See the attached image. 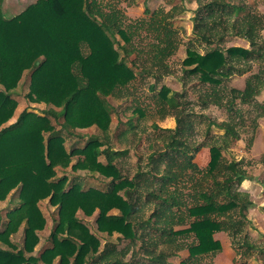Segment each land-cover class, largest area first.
Segmentation results:
<instances>
[{
	"label": "trees",
	"instance_id": "1",
	"mask_svg": "<svg viewBox=\"0 0 264 264\" xmlns=\"http://www.w3.org/2000/svg\"><path fill=\"white\" fill-rule=\"evenodd\" d=\"M113 1L37 0L6 17L0 0V200H17L0 214V264H53L57 258L58 264H174L169 258L183 249L189 255L180 264H196L222 249L215 238L220 231L233 238L238 253L251 254L260 247L244 232L248 218L243 210L252 201L238 186L251 176L238 160L224 155L241 138L237 124L209 119L206 138L212 126L224 132L210 142L194 144L190 140L193 119L185 120L179 111L178 91L162 86L157 93L159 104L172 110L166 114L176 116L177 125L167 129L172 133L163 142L166 149L151 153L147 167L138 165L134 175L125 174L117 160L127 149L116 148L101 136H86L93 127L109 131L116 112L107 96H120L139 76L159 79L171 73L166 60L178 47L172 21L176 13L164 21L152 17L146 27L144 22L125 26ZM146 11L150 12L149 7ZM252 12L231 0L199 5L192 16L193 33L208 48L201 52L192 41L188 43L183 70L208 84L201 95L204 105L216 104L234 113L239 100L255 105L258 115L264 116V103L256 99L264 87V40L259 43L264 21H252ZM241 16L244 21L236 27ZM138 32L151 36L150 66L130 59ZM233 34L249 41L251 47H225L224 39ZM257 58L263 61L259 71L247 78L243 89L232 87L228 92L225 82L232 74L250 72L247 64ZM153 67L163 72H153ZM25 71H30L27 98L46 104V109L42 113L24 109L16 123L5 125L17 111L14 95ZM136 110L143 114L141 108ZM258 115L249 144L255 139ZM67 137L87 140L68 149ZM205 146H209L210 161L201 169L194 158ZM76 155L80 157L73 163ZM69 166L73 174L85 170L108 181L104 187L86 188L81 178L58 175V168ZM183 171L190 172L189 191ZM47 199L58 207V217L53 219L51 246L36 255L38 233L47 223L40 202ZM93 220L95 229L89 225ZM187 221L188 226L177 229ZM22 226L24 241L19 246L12 237ZM102 233L115 236L116 241L106 240L101 248ZM191 234L195 240L189 245L175 242ZM123 241L128 245L119 247ZM136 242H141L144 253L137 260L125 259ZM174 242L171 251L157 249L161 243L172 246ZM242 246L247 249L239 251Z\"/></svg>",
	"mask_w": 264,
	"mask_h": 264
},
{
	"label": "rangeland",
	"instance_id": "2",
	"mask_svg": "<svg viewBox=\"0 0 264 264\" xmlns=\"http://www.w3.org/2000/svg\"><path fill=\"white\" fill-rule=\"evenodd\" d=\"M36 0H3L2 7L4 15L6 17H12L21 11H23L29 4L34 3ZM210 0H147L146 4L144 0H130V1H116L112 2L117 6L119 13L123 18V24L126 26L151 22L152 17H156L159 21L171 18L176 13V17L172 19L174 25V33L177 41V49L175 52L167 58L168 73L159 79L154 76H139L128 88L120 93V96H107L109 102L113 106L114 120L108 132L104 133L100 129L93 127L86 132L92 136H101V139L112 143L114 147L127 149V154L120 157L117 162L122 166V170L125 174L132 176L138 170V165L147 167L150 163V155L154 151L166 149L164 141L172 133L168 131V128H174L177 125L176 116L167 115L170 110L167 107L165 110L159 104V98L157 96L158 91L162 86L170 87L174 91H178V101L180 102L179 111L183 114V118H192L193 126L190 130V140L194 144H200L203 142H210L214 137L221 135L224 130L219 129L216 126H212V131L206 138L205 129L208 126L209 119H213L217 122L229 121L237 124V129L241 131V138L234 140L230 145V148L224 151V155L227 159H236L239 161V165L244 169L251 179L243 180L238 184L239 189L249 193L252 204H247L244 208V213L248 218V222L244 227V232L250 237V240L257 243L260 247L248 254L247 256L238 253V250L233 244V238L226 231H220L215 233V238L222 243V249L218 251L214 256H209L199 260L196 264H264V116L258 115L260 110L255 105L242 104L239 100L236 101V111L230 113L226 107H220L216 104L204 105L201 102V95L208 89V84L200 82L195 77L187 76L184 73L183 60L186 57V49L188 43L191 41L193 45L201 52L208 48L207 43L193 33L194 21L192 16L199 5H204ZM232 2L246 5L253 10L252 21L259 19L264 21V0H231ZM144 3V4H143ZM145 7V8H144ZM146 7H149V11H146ZM106 11L108 9L104 8ZM155 15V16H154ZM238 23L236 27H240L243 21L242 16L237 18ZM150 26V25H149ZM147 26V28H149ZM138 31V30H137ZM139 31L141 29L139 28ZM262 42L264 40V30L261 31ZM121 41L123 36L119 35ZM151 36H145L143 34H136L133 40V47H135L134 53L130 56V59H135L139 66H150L151 60L149 54L152 48L150 45ZM225 47L243 46L246 48L251 47V44L246 39L237 35H228L222 43ZM264 44V42L262 43ZM258 48V45L256 46ZM255 48V49H256ZM86 49V48H85ZM87 51V49H86ZM85 51V52H86ZM146 58L148 60H146ZM262 60L257 58L247 64L251 66V71L244 74L235 73L232 74L225 85L229 89L232 87L243 89L248 77L252 73L258 72ZM240 68L244 67L239 65ZM153 72L160 71V69L152 68ZM160 72H163L161 70ZM166 72V71H165ZM157 73V72H156ZM30 71H25L20 86L17 89V93L14 97L18 100V107L15 115L5 124L9 125L16 123L18 116L24 109H36L41 112L46 109L44 103H33L29 101L26 94L29 91ZM156 85V89L152 90L151 86ZM0 89L2 86L0 85ZM259 103H264V87L259 96H257ZM136 108H141L143 114ZM117 112L119 118L117 117ZM258 120V126L255 129V139L252 144H249V138L253 134V121L256 116ZM121 119L122 122L118 120ZM53 123H56V127L59 128V124L55 118L52 117ZM61 120H63L61 118ZM129 122V124L125 123ZM133 125V126H132ZM124 134H123V133ZM123 135V136H122ZM214 136V137H213ZM213 137V139H212ZM87 138L76 139L75 137H67L66 146L68 149L73 144L84 145ZM80 156H73V163ZM194 161L199 168L204 169L207 167L210 161L209 146H205L199 150L196 154ZM179 171V169H178ZM67 173L70 177L75 179L81 178V182L85 187L95 185L104 187L107 179L97 176H91V174L85 170H79L76 174L69 166L66 169L58 168V175ZM187 171L182 172L184 181H187L188 188L191 189V184ZM182 182V185L184 184ZM17 200H13V204H16ZM8 205V200H0V209ZM40 207L46 217L47 223L43 230L39 231L40 241L36 247L35 254H40L45 248L51 246L50 234L54 226V218L58 217V207L52 206L49 200H43L40 202ZM152 211V205L146 209V215H149ZM189 221V220H188ZM188 221L185 225H178V228L186 227L189 224ZM93 229L97 227L96 222L93 220L89 223ZM155 234V233H154ZM159 237V234L157 233ZM22 232L19 233V241H24ZM164 239V238H162ZM106 240L116 241L115 236H108L102 233V246L103 248ZM194 236L177 237L176 243H182L186 246L194 242ZM164 241V240H162ZM169 246L168 243H162L157 249L161 247L164 250L171 251L176 246V243ZM128 241L119 243V247L127 246ZM141 242H136L130 245V250L125 256L128 260L140 259L144 251L140 250ZM247 247H240L239 251H245ZM178 254V255H177ZM189 255L188 249H183L176 253V256L170 257V261L174 264H180V262ZM58 258L53 264L57 263Z\"/></svg>",
	"mask_w": 264,
	"mask_h": 264
},
{
	"label": "crops",
	"instance_id": "3",
	"mask_svg": "<svg viewBox=\"0 0 264 264\" xmlns=\"http://www.w3.org/2000/svg\"><path fill=\"white\" fill-rule=\"evenodd\" d=\"M36 1H37V0H36ZM143 4H144V3H143ZM145 4H146V2H145ZM144 8H145V7H144ZM11 198H12V199H11L12 201H11V202H8V205H7V206H14V205H15V204H13L12 202H13V200H16V197H11ZM4 201H5V200H4ZM3 208H5V207H3ZM3 208L0 209V214H1ZM1 221H4V219H1ZM23 227H24V226H22L21 229L19 230V232H18L17 234H15V236L12 237L13 240L16 241V242L18 243L19 246H22V245H23V241H19V239H18L17 237H18V235H19L20 232H22V236H24V235H23V234H24ZM38 244H39V243H38ZM38 244H37V245H38ZM36 247H37V246H36ZM36 247H35V250H36ZM48 247H49V245H48ZM35 250H34L33 254H35ZM36 255H37V254H36Z\"/></svg>",
	"mask_w": 264,
	"mask_h": 264
}]
</instances>
